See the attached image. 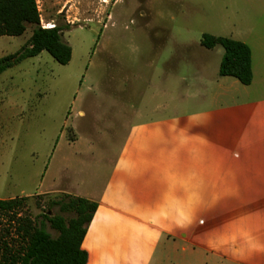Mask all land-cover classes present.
I'll list each match as a JSON object with an SVG mask.
<instances>
[{
	"label": "crops",
	"instance_id": "crops-1",
	"mask_svg": "<svg viewBox=\"0 0 264 264\" xmlns=\"http://www.w3.org/2000/svg\"><path fill=\"white\" fill-rule=\"evenodd\" d=\"M178 45L161 90L126 105L108 172L68 186L97 203L86 264H264V66L250 48L244 85L218 74L215 47ZM156 140L163 149L148 150Z\"/></svg>",
	"mask_w": 264,
	"mask_h": 264
},
{
	"label": "rangeland",
	"instance_id": "rangeland-1",
	"mask_svg": "<svg viewBox=\"0 0 264 264\" xmlns=\"http://www.w3.org/2000/svg\"><path fill=\"white\" fill-rule=\"evenodd\" d=\"M36 1L40 24L65 27L72 53L59 64L43 50L0 73V198L26 196L17 216L35 225L43 213L69 217L50 201L76 196L69 184H96L100 178L89 182V174L108 172L128 129L126 105L159 90L162 65L176 59L181 41L199 44L203 33L238 39L264 66V0ZM31 31L0 36V56L18 51ZM162 146L156 140L148 150ZM2 222L4 239L18 247L14 222Z\"/></svg>",
	"mask_w": 264,
	"mask_h": 264
},
{
	"label": "trees",
	"instance_id": "trees-1",
	"mask_svg": "<svg viewBox=\"0 0 264 264\" xmlns=\"http://www.w3.org/2000/svg\"><path fill=\"white\" fill-rule=\"evenodd\" d=\"M27 25L32 26L31 35L16 52L0 56V73L24 58L35 56L46 50L59 64H67L71 58V47L62 39L65 27L55 25L42 28L36 0H0V36L23 34ZM68 26V25H66ZM68 28V27H66ZM200 44L206 48L221 46L223 54L218 68L220 76H231L241 84L252 81L251 50L243 41L203 33ZM26 196L0 199V225L3 216L14 222L13 229L22 239L18 247H11L4 239L9 229H0V264H86L87 253L81 247L87 225L97 208V203L80 196L64 195L50 201V208L58 207L62 213H43L36 225L27 217L17 216ZM45 223L55 231H47Z\"/></svg>",
	"mask_w": 264,
	"mask_h": 264
},
{
	"label": "built area",
	"instance_id": "built-area-1",
	"mask_svg": "<svg viewBox=\"0 0 264 264\" xmlns=\"http://www.w3.org/2000/svg\"><path fill=\"white\" fill-rule=\"evenodd\" d=\"M42 28H53L55 25H52L50 23H41L40 24Z\"/></svg>",
	"mask_w": 264,
	"mask_h": 264
}]
</instances>
